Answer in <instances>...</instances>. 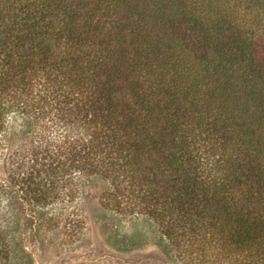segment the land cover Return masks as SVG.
Returning a JSON list of instances; mask_svg holds the SVG:
<instances>
[{
	"label": "trees",
	"instance_id": "1",
	"mask_svg": "<svg viewBox=\"0 0 264 264\" xmlns=\"http://www.w3.org/2000/svg\"><path fill=\"white\" fill-rule=\"evenodd\" d=\"M55 207L264 264V0H0V264Z\"/></svg>",
	"mask_w": 264,
	"mask_h": 264
},
{
	"label": "rangeland",
	"instance_id": "2",
	"mask_svg": "<svg viewBox=\"0 0 264 264\" xmlns=\"http://www.w3.org/2000/svg\"><path fill=\"white\" fill-rule=\"evenodd\" d=\"M95 205L91 206L98 210ZM92 207L82 213L74 211L75 215L71 208L62 213L55 207L57 226L24 242L32 259L28 264H185L173 262L159 251L153 226L141 220L129 223L128 215L116 226L117 237H108L115 219L95 217Z\"/></svg>",
	"mask_w": 264,
	"mask_h": 264
}]
</instances>
